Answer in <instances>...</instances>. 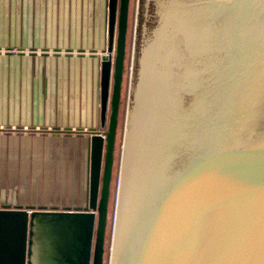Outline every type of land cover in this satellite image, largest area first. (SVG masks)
Wrapping results in <instances>:
<instances>
[{"label": "water", "instance_id": "obj_1", "mask_svg": "<svg viewBox=\"0 0 264 264\" xmlns=\"http://www.w3.org/2000/svg\"><path fill=\"white\" fill-rule=\"evenodd\" d=\"M129 9L109 0L87 207H0V264H33L37 217L62 264H104ZM114 232L112 264H264V0H140Z\"/></svg>", "mask_w": 264, "mask_h": 264}, {"label": "crops", "instance_id": "obj_2", "mask_svg": "<svg viewBox=\"0 0 264 264\" xmlns=\"http://www.w3.org/2000/svg\"><path fill=\"white\" fill-rule=\"evenodd\" d=\"M108 19L109 0H0V134L16 137L19 144V138H66L81 132L91 146L88 132L100 125V58L108 46ZM35 157L14 155L12 150L11 162H22L17 176L49 177L50 163ZM56 172L60 175L59 169ZM83 176L80 189L70 186L57 194L42 189L32 195L30 186H21L17 194L3 198L0 207L86 208L85 170ZM30 230L32 263L62 264L65 242L46 219L37 217Z\"/></svg>", "mask_w": 264, "mask_h": 264}, {"label": "rangeland", "instance_id": "obj_3", "mask_svg": "<svg viewBox=\"0 0 264 264\" xmlns=\"http://www.w3.org/2000/svg\"><path fill=\"white\" fill-rule=\"evenodd\" d=\"M139 2L140 0H130L126 57L121 91L122 95L118 115V127L114 149V165L110 186L104 264H112L113 257V248L115 240L114 228L116 230L133 76ZM94 19H96V17ZM96 35L97 33H95L94 35L89 34L88 36L93 37ZM85 73H83L82 75L83 81H87V78L89 76V74L87 75V73ZM110 111L111 105L108 113V120ZM96 129L102 130L100 125H98ZM107 129L108 128H105V130L102 131L105 132L107 131ZM88 133H90V131ZM80 134L81 132H77L74 136H66V138H59L55 135H51L48 137L44 136L41 138L32 137L30 139L19 138L17 139L19 141V144H15L16 137L7 134H0V159L2 155V159L0 160V202L3 198H6L7 196L11 195L12 192H16L17 194L18 188L25 185L30 186L29 189L33 192L32 195H39L42 189L43 191H45V194L46 192L51 194L54 191H56L57 194L58 190H64L66 188H70V186H77L76 188L80 189L82 187V181L85 182V180L83 179L86 178L83 176L84 170L85 175H88V183L90 185L91 146L86 140H84V134ZM1 139L4 141H2ZM12 150H14V155H24V158L26 153L29 154V157L31 156L32 158H36L35 156H38L37 158L39 159L40 156H43V160H47L50 163L49 177L35 178L17 176L19 173H21L20 171L22 169V162H11L10 155ZM11 163L14 164V167L11 166ZM33 164L34 162H31V165ZM58 169L60 171V175H58L59 172H56Z\"/></svg>", "mask_w": 264, "mask_h": 264}, {"label": "built area", "instance_id": "obj_4", "mask_svg": "<svg viewBox=\"0 0 264 264\" xmlns=\"http://www.w3.org/2000/svg\"><path fill=\"white\" fill-rule=\"evenodd\" d=\"M104 137H106L105 135H103Z\"/></svg>", "mask_w": 264, "mask_h": 264}, {"label": "flooded vegetation", "instance_id": "obj_5", "mask_svg": "<svg viewBox=\"0 0 264 264\" xmlns=\"http://www.w3.org/2000/svg\"><path fill=\"white\" fill-rule=\"evenodd\" d=\"M110 114H111V111H110ZM110 116V115H109Z\"/></svg>", "mask_w": 264, "mask_h": 264}]
</instances>
